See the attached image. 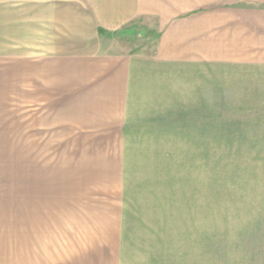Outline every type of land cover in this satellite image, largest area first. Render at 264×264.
Masks as SVG:
<instances>
[{
    "label": "crops",
    "instance_id": "obj_1",
    "mask_svg": "<svg viewBox=\"0 0 264 264\" xmlns=\"http://www.w3.org/2000/svg\"><path fill=\"white\" fill-rule=\"evenodd\" d=\"M263 3L0 0V95L8 98L21 87L23 106L38 110L33 134L30 119L24 122V144L42 147L45 130V136L54 133L53 146L77 153L57 159L54 170L41 159L28 163L25 158L23 244L29 264L160 259L150 238L161 235L163 223L138 220V182L133 181L138 173L130 172L126 161L138 46L117 47L125 38L111 33L125 34L128 25L141 20L158 31L156 60H249L256 50L264 51V26L259 23L263 32L256 34L254 20L264 11L256 5Z\"/></svg>",
    "mask_w": 264,
    "mask_h": 264
},
{
    "label": "rangeland",
    "instance_id": "obj_2",
    "mask_svg": "<svg viewBox=\"0 0 264 264\" xmlns=\"http://www.w3.org/2000/svg\"><path fill=\"white\" fill-rule=\"evenodd\" d=\"M254 20L255 33L263 32L264 11ZM124 33L114 34L125 38H116L117 47L138 46L126 159L138 173V220L163 223L150 238L161 257L150 264H264V51L249 60L163 62L155 59L156 28L140 20ZM23 102L21 87L0 95V264L30 262L25 158L54 170L57 159L77 155L53 146L54 133L45 130L42 147L26 146L24 122L30 119L33 134L38 110Z\"/></svg>",
    "mask_w": 264,
    "mask_h": 264
},
{
    "label": "trees",
    "instance_id": "obj_3",
    "mask_svg": "<svg viewBox=\"0 0 264 264\" xmlns=\"http://www.w3.org/2000/svg\"><path fill=\"white\" fill-rule=\"evenodd\" d=\"M121 31H115L113 33H111V35H114V34H119ZM124 32V31H122ZM100 33H105V31L103 29H100Z\"/></svg>",
    "mask_w": 264,
    "mask_h": 264
}]
</instances>
